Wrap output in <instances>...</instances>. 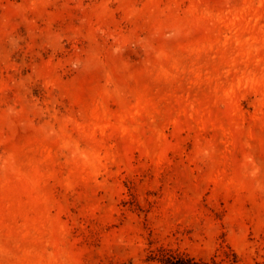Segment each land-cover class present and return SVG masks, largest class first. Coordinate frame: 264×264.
<instances>
[{"label": "rangeland", "instance_id": "obj_1", "mask_svg": "<svg viewBox=\"0 0 264 264\" xmlns=\"http://www.w3.org/2000/svg\"><path fill=\"white\" fill-rule=\"evenodd\" d=\"M264 264V0H0V264Z\"/></svg>", "mask_w": 264, "mask_h": 264}, {"label": "trees", "instance_id": "obj_2", "mask_svg": "<svg viewBox=\"0 0 264 264\" xmlns=\"http://www.w3.org/2000/svg\"><path fill=\"white\" fill-rule=\"evenodd\" d=\"M176 264H186L184 261L177 262Z\"/></svg>", "mask_w": 264, "mask_h": 264}]
</instances>
